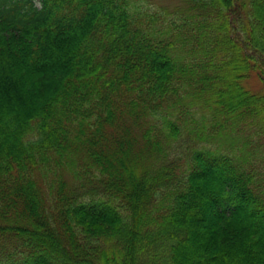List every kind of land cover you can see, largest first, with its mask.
I'll return each mask as SVG.
<instances>
[{
    "label": "trees",
    "instance_id": "obj_1",
    "mask_svg": "<svg viewBox=\"0 0 264 264\" xmlns=\"http://www.w3.org/2000/svg\"><path fill=\"white\" fill-rule=\"evenodd\" d=\"M178 2L0 0V264H264V0Z\"/></svg>",
    "mask_w": 264,
    "mask_h": 264
},
{
    "label": "rangeland",
    "instance_id": "obj_2",
    "mask_svg": "<svg viewBox=\"0 0 264 264\" xmlns=\"http://www.w3.org/2000/svg\"><path fill=\"white\" fill-rule=\"evenodd\" d=\"M151 6H158L162 8H168L170 11L179 4L178 0H148ZM39 5V2L37 3ZM243 86L250 92L261 94L264 93V84L260 79L257 72L253 71L249 73L248 77L243 82Z\"/></svg>",
    "mask_w": 264,
    "mask_h": 264
}]
</instances>
